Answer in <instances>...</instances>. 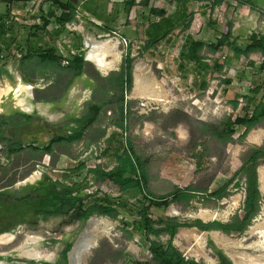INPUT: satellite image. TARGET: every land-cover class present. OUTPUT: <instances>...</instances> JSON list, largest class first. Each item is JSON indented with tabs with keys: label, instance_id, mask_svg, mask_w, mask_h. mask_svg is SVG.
Here are the masks:
<instances>
[{
	"label": "rangeland",
	"instance_id": "1",
	"mask_svg": "<svg viewBox=\"0 0 264 264\" xmlns=\"http://www.w3.org/2000/svg\"><path fill=\"white\" fill-rule=\"evenodd\" d=\"M221 13L217 12L216 18L227 31L226 23L229 20ZM236 14L238 12L232 13V22H234ZM28 20L31 21V17ZM257 24L259 23L257 22ZM258 27L257 25V30L253 31L255 34L264 30L263 28L258 30ZM14 30L16 35L13 37L17 41L23 42L30 38L33 47L43 46L44 48L52 47L54 44L58 54L67 60L72 54L78 53H82L87 58L88 41L111 39L113 42H118L117 49L121 58L115 69L104 74L93 63L85 59L88 65L85 75L78 79V85L92 84V88H88L80 95L78 93L77 100L81 98L80 104L73 108L72 112L68 109L73 98L71 96H74L69 92L71 89L69 88L70 74L62 77L59 82V70L42 67L37 59L34 61L35 74L42 75L41 78H44L43 83L40 79L36 81L38 83L41 81L40 83L44 86L33 91L31 100L35 102L39 98H55V101H58L53 113L48 112L49 108L46 105L41 104L39 108L40 112H44L54 121V128L57 133L61 134H64V128L68 127L66 119L69 112L80 118L83 117L88 111V106L94 100V88L99 77L111 76L114 72L120 71L127 54V46L120 38L108 35L105 30L90 21L82 25L80 22H76L65 29L50 27L46 34L40 32L35 34V32L31 35V23L24 25V28L18 25ZM132 47V57L135 59L133 65L134 85L131 93L126 96V99L132 102L127 130L115 131L119 135L113 143L102 140L100 136L96 140L88 139L86 142L84 140L75 141L71 145H56L53 153L43 158H41L43 154H40L37 158L38 162L36 159V162L29 166H24L26 159L22 154L14 156L11 160L0 154L2 158L0 166L3 168L0 169V188L5 187L4 190H7V194L15 197L21 195L25 188L51 178L65 184L82 181L89 168L102 166L110 169L116 163L117 148L125 146L126 140L129 138L135 152L145 164L149 176L148 187L152 194L166 195L171 193L175 187L185 188L190 185H194L198 189H208L209 193L227 186L231 192V196L224 199L218 207L212 202L203 205L202 202L197 201L193 205L197 210L183 209L182 205L176 202L168 210L153 209L155 217L177 216L182 221L196 219L205 222L230 221L235 213H242L245 194L244 181L241 177H238L234 183H230L232 185L229 184V181L244 165L253 148L264 147V127L252 130L243 142L239 141L242 128L238 127L237 132L233 135L235 141L223 146L220 142L211 139L209 135H201L198 121L219 125L225 118L243 116L246 110L242 96L248 94L257 84L264 82V70L260 71L258 67L255 69L249 67L246 60L228 59L227 62L223 60L221 63L224 64L223 71L216 72L211 76L206 85L209 90L205 93H194L190 88L194 84L193 78L191 80L190 78H181L179 74H175L170 69L167 71V68L163 67L164 63L161 59L163 55L159 52V48L154 54L144 52L143 56H139V52H143L144 45L133 44ZM229 54L230 58H233L232 54ZM251 60L258 66L263 57L260 54H254L251 55ZM171 63L167 64L170 66ZM140 64L146 68L142 85L148 84L150 88L144 87L143 90L140 88V90L134 91L135 77L139 73L137 68ZM228 79L232 83L224 84L223 81ZM116 80V77L112 78V81ZM11 83L14 85L13 88L17 87L14 77L11 79ZM65 92L70 99L69 103H66L67 100L61 101ZM7 94L8 99L16 103L19 98H25L27 92H23L20 97L16 95L17 99H15L14 91L8 90ZM99 96L102 98V93ZM240 99L243 100L242 107H239ZM234 101H238L236 109L232 106ZM115 117L116 105L106 108L102 116L103 125L106 128L112 126L111 122ZM97 126L102 128V124ZM58 127L64 128L57 129ZM255 134L259 139L253 140ZM103 141L106 149L108 148V153L105 156L99 150V144ZM39 142L47 143L46 140ZM81 164L86 167L80 171L79 176L70 172L71 169L79 167ZM261 166H264V163ZM31 178L33 179L28 181ZM88 180L89 186L84 189L86 194H93L99 190L107 193L113 200L129 205L128 208L137 197L135 192L121 194L104 184H94L91 176L88 177ZM262 195L260 214L244 234L233 233L227 236L220 232L232 243L230 249H226L220 244L214 234L218 231L201 232L196 228H181L173 244L188 260H193L197 264H219L217 251L225 255L232 264L235 263L230 255H246L252 259L249 264H264V250L256 251L247 248L252 242L257 241L256 236L252 237L250 229L264 221V194L262 193ZM8 208H10L9 205L7 209L4 207L5 212L8 211ZM126 210L129 212V209ZM203 211H207L213 216L205 220L200 216ZM76 214L77 211H72L65 218L41 221L37 226H31L28 223L18 224L12 227L11 231L0 234V264H64V261L61 260L62 252L67 244L77 242L90 220L94 222V227L103 231L104 234L95 247L81 256L80 264H148L151 262L150 253L141 237L135 234L132 240H128L118 221L95 215L85 223H80L75 221ZM23 218L31 219L30 214H25ZM10 235L13 240L8 241ZM166 239V236L162 237V241H166ZM201 241L204 242L201 244ZM108 249L120 250L123 259L116 263L113 262V258L109 257ZM99 251L100 253L97 254ZM103 253L107 255L102 256ZM68 259L67 257V264H69Z\"/></svg>",
	"mask_w": 264,
	"mask_h": 264
},
{
	"label": "trees",
	"instance_id": "2",
	"mask_svg": "<svg viewBox=\"0 0 264 264\" xmlns=\"http://www.w3.org/2000/svg\"><path fill=\"white\" fill-rule=\"evenodd\" d=\"M135 0H127L129 8ZM1 2V0H0ZM224 0H215L212 7L220 6ZM254 6L251 2H247ZM7 13V12H6ZM37 17L41 19V24L31 26V35L33 33L48 32V26L54 21L59 22L65 29L67 22L75 19V13L66 8L61 13H55L51 10H43ZM233 23H227V32L223 34L214 43H205L203 41H192L185 53V58L193 63H201L205 57L201 51L215 55L224 47H228L235 59L247 61V65L264 70V33L258 32L256 36L247 44L239 45L232 40ZM10 33V30L0 27V40ZM156 42L149 41L143 47L144 52L152 49ZM133 45L128 43L127 54L121 65L120 71L114 72L111 76L99 77L94 92L93 102L88 106L86 114L75 119L71 127L64 128L65 132L56 133L50 137L48 145L45 147H35L29 145L35 151L42 154H51L56 145H71L74 141L87 139V131L95 125L104 124L102 113L106 108L116 105V117L112 120L111 125L126 131L127 122L130 117L132 102L126 99V96L133 89V65L135 59L132 57ZM25 48V51H24ZM19 53H24L20 62L23 65L37 58L39 65L59 70V82L62 77L69 75V81L72 82L77 77L85 73L88 62L82 53L72 54L68 57V64L63 65L64 58L58 54L55 46L44 48L43 46L33 47L30 44V38L25 40L23 48H17ZM260 54L263 57L262 62L257 66L256 62L251 60V55ZM0 49V75L6 73L5 67L7 62ZM216 72H222L224 64H216ZM116 77V81L112 78ZM244 77V76H243ZM224 84H231L230 79L224 80ZM102 93L103 97L99 95ZM245 104L246 113L243 116L235 118H225L219 125L208 122L198 121L201 135H209L211 139L220 142L223 146L233 143V135L237 128H242L239 135V141L243 142L252 130L264 127V82L257 84L250 92L242 96ZM46 101H55V98L45 99ZM234 109L238 106V101L232 103ZM103 136V135H102ZM0 141L3 144L2 151L7 159L11 160L14 155L21 153L25 147L22 143H11L0 135ZM92 143V142H91ZM117 164L106 169L102 166L87 169L85 178L82 181L65 184L52 178L39 184L38 187L30 188L28 193L20 197H11L4 192L5 187L0 188V234L11 231L18 224L28 223L31 226H37L41 221L47 222L53 218H65L72 211H77L75 221L85 223L92 216L109 217L118 221L122 225V232L125 233L128 240H132L135 234H138L144 241L146 249L150 253L151 262L148 264H197L193 260L185 258L183 253L173 244V241L181 228H196L201 232L218 231L227 236L233 233L244 234L252 222L258 217L261 211L263 195L260 190L258 180V167L264 163V147L253 148L249 156L236 174L230 179L229 184L235 179L241 177L244 181L245 201L242 213H235L230 221H211L203 222L201 219L193 221H182L177 216H154L153 209L168 210L176 202L180 203L183 209L197 208L193 207L194 203L200 201L203 205L212 202L215 206H220L224 199L231 196L227 186L214 190L209 193L208 189H198L194 185L185 188L175 187V189L166 195H154L150 192L149 176L146 171L142 158L135 152L132 142L128 138L126 145L120 149ZM85 165L73 168L70 172L74 175H80V171L85 169ZM0 169H3L0 166ZM94 184H104L113 188L121 194L137 193L134 203L124 205L123 202L113 200L107 193L97 190L93 194H86L84 189L88 187V177ZM10 206L8 211L4 207ZM129 209V212L126 210ZM25 214H30L31 219H24ZM7 217V218H5ZM129 217V218H128ZM6 220H5V219ZM166 236V241L162 237ZM73 243L67 244L62 252L61 260L67 264V253L70 251ZM109 257L113 262L123 259L120 250H110ZM97 252V254H99ZM107 255V254H106ZM105 253L102 256H106ZM219 264H232L225 255L217 251Z\"/></svg>",
	"mask_w": 264,
	"mask_h": 264
},
{
	"label": "crops",
	"instance_id": "3",
	"mask_svg": "<svg viewBox=\"0 0 264 264\" xmlns=\"http://www.w3.org/2000/svg\"><path fill=\"white\" fill-rule=\"evenodd\" d=\"M214 1L167 0L161 7H157V0H135L127 8L129 3L127 0H1L0 27L4 26L5 29L10 30V33H7L0 40V49L5 56L4 61L7 62L6 73L0 75V135L11 143H22L25 147L21 153L14 156L22 154L26 159L24 166H29L31 163L36 162V159L42 153L33 150L29 145L45 147L48 145L50 137L57 133L53 125L54 121L44 112H40L39 105L48 106V112L53 113L55 112V105L58 103V101H46L43 98L36 99L35 102L31 100L33 91L44 86L42 85L44 78H41L42 75H36L33 70L34 61L37 58L26 63V65L20 62V58L24 53H19L17 48H23L25 41L19 42L13 37L16 35L14 29L18 25L24 28V25L30 23L31 26L41 24V19L37 17V14H40L43 10H51L59 14L65 11L66 8L71 9L75 14L77 13L83 17L79 21L81 25L90 21L106 32L116 33L119 38L126 39L132 45H145L149 41L156 42L154 47L146 52L154 54L157 51L156 49L159 48V52L163 55L161 56L164 63L163 67H166L167 71L170 69L175 74H179L181 78H190V80L193 78L194 84L190 87L192 91L194 93H205L209 90L208 86L206 87L208 81L216 73V64L223 63V60L227 62L228 59L235 58H230V49L224 47L215 55L207 53L205 50L201 51V54H204L205 57L202 58L201 63H193L184 56L189 44L194 40L209 44L214 43L227 32L217 20V12H222L221 14L229 20L227 23L233 21L231 18L232 13L238 12L234 22H232V40H235L239 45L249 43L256 36L252 30L253 24L249 21L248 16L254 18L259 23V26L264 21V0H224L220 6H216L213 10ZM247 2H251L254 6ZM30 17L32 22L28 20ZM76 22V19L71 23L67 22L64 28ZM50 27L55 29L62 28L59 22L54 21L48 26V28ZM32 43L31 40L30 44L32 45ZM64 61L68 62L65 57ZM169 62H172L170 66L167 64ZM63 65L65 64L63 63ZM84 75L85 73L72 82L69 81V84L71 83L69 92L74 95L71 96V98L73 97L72 100L70 101L68 96H66L67 92L62 97L61 101L67 100L66 103L70 101L68 109L71 112L73 108L80 104L79 100L81 98L77 100L78 93L80 95L88 88H92V84L78 85V79ZM13 77L15 82H17L16 88H13L14 85L11 83ZM37 79H40L42 83H40L41 81L38 83ZM21 82L28 85L31 84L33 87L32 89L28 88L26 91H20L18 93L19 97L23 92H27V94L25 98H19L15 103L8 99L7 91H14L15 99H17L16 89H18ZM71 112H69L66 119L68 127L73 126L72 122L78 117ZM101 127L99 128V126L95 125L89 129L87 131V139L96 140L101 136L102 140H108L109 143H113L116 138L118 139L119 135L115 131H122L113 125L108 128L104 125ZM106 129L107 131H105ZM257 138L255 134L253 140ZM40 140H46L47 143H40ZM2 147L3 144L0 141V154L6 157ZM121 148H117L116 163L110 169L117 164ZM107 149L103 151L104 156L108 153ZM47 155L43 153L41 158ZM258 180L261 189L259 172ZM42 182L25 188L21 195L15 197L26 195L30 188L38 187ZM4 192L8 193L7 190Z\"/></svg>",
	"mask_w": 264,
	"mask_h": 264
},
{
	"label": "bare ground",
	"instance_id": "4",
	"mask_svg": "<svg viewBox=\"0 0 264 264\" xmlns=\"http://www.w3.org/2000/svg\"><path fill=\"white\" fill-rule=\"evenodd\" d=\"M118 42H113L111 39H106L104 41H88L87 42V59L92 62L102 73H107L108 71H111L116 68V65L120 61V53L117 49ZM138 69V74L135 77V90H140V88L143 90L144 87L150 88V85H142V81L144 79V74H146V68L143 66V64H140ZM137 71V70H136ZM143 86V87H141ZM31 84H24L20 83L18 89H16V95L20 91H26L28 88L32 89ZM19 97V96H18ZM259 179L261 182V191L264 194V166H261L259 168ZM264 210V206H263ZM200 216L204 218L205 220L213 216L212 214L208 212H201ZM216 216V215H215ZM214 216V217H215ZM94 222L90 220L88 222V225L86 226V229L84 232L79 236L76 245L75 250L76 252L71 253L69 258V264H80V261L78 262V256H83L84 253L89 252L90 249L95 247L97 243L99 242L100 238L103 236L104 232L101 230H98L96 227H94ZM250 233L252 234V237L256 236L257 241L252 242L250 245L247 246L249 249H253L256 251H263L264 250V221L255 227H252L250 229ZM223 247L226 249H230L231 242L228 241L221 233L215 232L214 233ZM198 235V234H197ZM11 236V235H10ZM3 237V236H2ZM1 238V237H0ZM8 238V237H7ZM200 239L199 237H197ZM9 240H13V237H9ZM204 241H201L202 244ZM232 260L235 264H249L252 259L250 257H247L246 255L242 256H234L230 255ZM260 257V256H259Z\"/></svg>",
	"mask_w": 264,
	"mask_h": 264
},
{
	"label": "built area",
	"instance_id": "5",
	"mask_svg": "<svg viewBox=\"0 0 264 264\" xmlns=\"http://www.w3.org/2000/svg\"><path fill=\"white\" fill-rule=\"evenodd\" d=\"M167 0H157V3H156V5H157V7H161L165 2H166ZM263 16H264V13H263ZM75 19H76V21L77 22H79L81 19H83V17L81 16V15H79V14H75ZM248 19H249V21H251V23L253 24L252 25V30L255 32V29L257 30V28H256V26L258 25L259 26V24H257V21L254 19V18H252L251 16H248ZM74 24V23H73ZM264 29V21L261 23V25L258 27V30H261V29ZM256 33H258V32H256ZM262 33H264V30H263V32ZM107 34L108 35H114V36H116V37H118L117 36V34L116 33H113V32H107ZM119 38V37H118ZM121 39V41L125 44V46H127L128 45V42L126 41V39H123V38H120ZM65 65L66 64H68V62L67 61H64L63 62ZM240 101V104H239V107H242V103H243V100L242 99H240L239 100ZM106 149V146H105V143H104V141L102 142V143H100L99 144V150L100 151H104ZM2 158H1V155H0V160H1ZM94 168V167H93ZM110 197V196H109ZM186 258V257H185ZM187 259V258H186Z\"/></svg>",
	"mask_w": 264,
	"mask_h": 264
},
{
	"label": "water",
	"instance_id": "6",
	"mask_svg": "<svg viewBox=\"0 0 264 264\" xmlns=\"http://www.w3.org/2000/svg\"><path fill=\"white\" fill-rule=\"evenodd\" d=\"M86 60H88L87 58H85ZM259 168H260V166L258 167V170L257 171H259ZM25 181H27V180H25ZM25 181H23V182H25ZM261 190V189H260ZM203 222H205L204 220H202ZM198 230V229H197ZM75 245H76V242L72 245V247H71V249H70V251L67 253V257L71 254V253H74V252H76V250H75ZM68 261H69V259H68ZM79 261H81V257L80 256H78V262Z\"/></svg>",
	"mask_w": 264,
	"mask_h": 264
}]
</instances>
